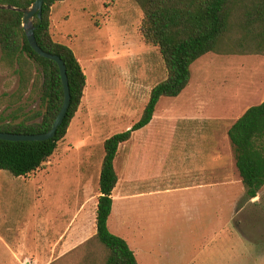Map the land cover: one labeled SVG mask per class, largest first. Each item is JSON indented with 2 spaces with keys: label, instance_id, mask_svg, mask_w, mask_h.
<instances>
[{
  "label": "rangeland",
  "instance_id": "1",
  "mask_svg": "<svg viewBox=\"0 0 264 264\" xmlns=\"http://www.w3.org/2000/svg\"><path fill=\"white\" fill-rule=\"evenodd\" d=\"M142 20L143 11L134 0H64L53 6V40L73 50L86 75V88L66 137L41 169L29 177L0 170V264L81 262L85 249L66 260H53L52 242L65 233L71 220L75 228L82 224L93 226L104 143L140 120L152 89L167 77L159 49L147 44L141 35ZM260 59L207 54L191 67L189 91L200 84L203 71L207 75L216 71V77L229 75L225 61L251 65ZM19 83L20 77L0 64V113H11L6 100L18 90ZM187 95L188 92L183 98H162L156 117H163L167 104L181 113L188 102L184 99ZM21 105L27 111L39 107L38 102L26 98ZM174 127L155 122L121 145L115 161L121 178L119 189L128 185L130 156L140 153L142 147L148 152L147 161L154 166L162 150L173 143L174 152L179 149L180 132L174 136ZM190 135L188 141L200 143L193 133ZM166 200L163 205L149 199L145 219L141 213L137 227L113 214L109 219L111 232L118 235L114 228L120 232L118 236L138 253L141 264H264V191L259 200H247L249 203L237 217L247 247L237 237L233 244L215 237L212 224L190 219L193 216L187 213L189 209L173 196ZM88 212L89 218L85 219ZM223 213H229L226 207ZM92 235L90 230L74 247Z\"/></svg>",
  "mask_w": 264,
  "mask_h": 264
},
{
  "label": "trees",
  "instance_id": "2",
  "mask_svg": "<svg viewBox=\"0 0 264 264\" xmlns=\"http://www.w3.org/2000/svg\"><path fill=\"white\" fill-rule=\"evenodd\" d=\"M35 1L0 0V6L27 9ZM63 1L45 0L42 16H35L34 25L38 45L45 52L58 55L66 64L70 107L62 126L51 140H0V170L16 177L31 176L54 155L59 142L66 137L84 96L86 75L80 62L71 48L55 42L51 35L52 8ZM134 1L143 11L141 35L147 44L159 49L167 77L152 89L140 120L104 143L97 232L61 257L65 258L62 260L85 249L79 264H139L128 243L111 233L108 225L113 210V191L119 180L115 160L121 145L128 143L135 132L149 126L162 98H177L184 92L191 81V66L203 56L210 53L264 56V0ZM22 18L21 12L0 10V64L20 77L18 90L6 100L11 113H0V132L38 135L51 130L64 103V90L58 65L40 57L32 49ZM24 98L38 102V110L27 111L21 105ZM229 138L246 199H255L264 191V102L250 108L232 126Z\"/></svg>",
  "mask_w": 264,
  "mask_h": 264
},
{
  "label": "crops",
  "instance_id": "3",
  "mask_svg": "<svg viewBox=\"0 0 264 264\" xmlns=\"http://www.w3.org/2000/svg\"><path fill=\"white\" fill-rule=\"evenodd\" d=\"M229 56L261 59L251 65L225 61L223 63L228 66L229 75L225 73L223 77H216V71H210L208 75L203 71L200 84L189 91L190 83L177 97L183 98L188 92L184 98L188 100L184 103L185 110L176 113L175 108H170L171 104H167L163 108L162 118H157L155 113L146 128H150L155 122L175 126L173 135L180 132L179 149L174 152L173 143L169 148L162 150L155 163L156 167L151 161H147L149 155L145 147H142L140 153H133L135 156H130L128 166V185L123 189H119L121 178L116 170L119 180L113 191L112 214L117 218L127 220V223L137 227L141 223V213L145 219L149 199H156L166 205V199L173 196L177 203L189 209L187 213L193 216L189 215L190 219L212 224L215 237L229 240L230 244H233L232 240L237 237L241 245L247 247L246 236L237 217L249 201L245 197L246 190L237 168L229 131L250 108L260 106L264 102V56ZM191 133L200 139L199 144L188 141L192 138ZM257 200L259 197L253 199ZM141 202L143 204L139 207ZM224 207L229 212L227 215L223 213ZM89 215L88 212L85 219H88ZM96 216L97 208L93 214L94 224L91 228L85 224L75 228L72 220L70 221L65 233L58 235L52 242L55 252L53 260L83 244L74 247L75 242L85 237L90 230L93 232L92 236L96 234ZM114 231L121 235L116 228ZM128 245L141 264L138 253L129 243Z\"/></svg>",
  "mask_w": 264,
  "mask_h": 264
},
{
  "label": "water",
  "instance_id": "4",
  "mask_svg": "<svg viewBox=\"0 0 264 264\" xmlns=\"http://www.w3.org/2000/svg\"><path fill=\"white\" fill-rule=\"evenodd\" d=\"M45 0H36L35 3L27 9H17L12 6H0V10H14L23 13L22 24L25 30L28 42L32 49L40 56L45 59L55 62L60 70V77L64 90V103L63 106L51 128V130L44 134L38 135H19L12 133L0 132V140L9 142H42L53 139L58 129L62 126L64 119L71 103L70 85L67 74V67L65 62L58 56L51 53L45 52L37 43L35 36V25L34 18L37 15L39 18L42 16L43 5Z\"/></svg>",
  "mask_w": 264,
  "mask_h": 264
}]
</instances>
